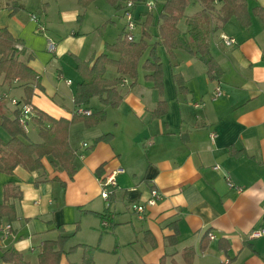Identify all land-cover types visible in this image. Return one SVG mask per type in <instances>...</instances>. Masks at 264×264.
I'll return each mask as SVG.
<instances>
[{
	"label": "crops",
	"instance_id": "1",
	"mask_svg": "<svg viewBox=\"0 0 264 264\" xmlns=\"http://www.w3.org/2000/svg\"><path fill=\"white\" fill-rule=\"evenodd\" d=\"M145 1L136 0L132 8L139 28L134 41L146 17H152L137 80L133 84L106 66L105 79H121L117 90L122 99L112 108L97 97L74 105L83 82L76 60L92 62L103 53L118 60L105 44L114 43L124 29L121 8L127 0L118 10L105 0L87 8L76 0H0V30L19 41L20 61L35 74L33 80L11 82L0 76V123L15 118L27 90L31 120L23 128L24 143L43 142L31 107L54 119L105 114L97 124L88 126L79 118L69 125L72 178L51 156L42 158V169L18 165L11 175L0 173V204L6 186L15 193L8 201L15 219L3 217L0 223V258L16 251L28 264H39L43 252L61 251L58 264H80L81 246H91L96 247L93 264H186V249L193 250L192 264H264V237H251L264 227V24L252 11L264 10V0H246L247 27L235 17L222 23L220 1L204 8L188 0L176 24L182 45L171 51L159 34L164 0L150 12ZM114 16L123 25L109 39L106 26ZM222 35L234 44L226 46ZM198 43L207 46L218 79L208 77L196 53ZM153 45L162 63V95L144 79L149 72L142 68ZM174 76L181 78L182 91ZM218 86L222 96L214 98ZM159 101L165 102V112L154 116ZM44 126L51 124L45 121ZM105 134L111 135L108 141L94 143ZM0 139H10L1 127ZM109 176L115 185L107 187L104 200L100 181ZM152 189L161 200L141 216L131 211L130 204L145 203ZM60 236L66 238L61 248L46 250L45 244ZM0 264L11 263L0 259Z\"/></svg>",
	"mask_w": 264,
	"mask_h": 264
},
{
	"label": "trees",
	"instance_id": "2",
	"mask_svg": "<svg viewBox=\"0 0 264 264\" xmlns=\"http://www.w3.org/2000/svg\"><path fill=\"white\" fill-rule=\"evenodd\" d=\"M76 1L82 8H87L95 0ZM105 1L116 10L121 8L122 0ZM128 1L132 3L133 8L136 4V0H127V2ZM198 1L204 6V8H209L215 0ZM217 1L222 3L219 10V20L222 23H226L231 17H235L242 26L247 27L249 25L250 16L246 6V0ZM187 3L188 0H164L158 14V18L162 21L159 26V34L163 40V44L167 45L169 51L176 48L178 45H182V42L180 43L176 40V38H180L176 24L183 17ZM121 9L123 14L124 6ZM252 11L260 17L264 24V10L261 8H254ZM135 22L137 25L136 19ZM151 23L152 17L147 16L145 21L142 23V33L137 41H129L126 38L123 29L114 43L105 44V49L107 51L117 53L119 55L118 60L109 59L106 53L100 54L93 59L92 62H83L78 59L76 60V70L82 76L83 82L78 85L76 89V93L73 98L74 105H86L92 97H97L100 103L104 106L115 108L120 104L122 97L118 92L117 87L121 83V79H105L104 73L106 66L111 65L115 67L118 73L130 78L134 84L138 78L139 61L148 50L146 39L149 38L148 27ZM17 43H19V41L15 40L6 29L0 30V76L3 75V82H11L16 79L20 81H27L35 78L33 71L28 68L26 64L20 61V59H18V56L23 54V50H17L15 47ZM184 47L187 49L186 46ZM155 48V45L150 48L148 58L142 64V68L149 72L144 79L151 82L153 88L158 91L159 95H162V63L155 53ZM196 53L199 54L200 60L206 65L208 77L210 79H218L220 73L216 63L209 55L207 46L204 43H198L196 45ZM174 80L178 90L182 91L184 87L181 78L174 76ZM30 91L31 90H27V96L24 102L25 105H29L27 103V99L31 93ZM165 106L164 101H159L156 110L153 111V115L161 116L165 112ZM31 110L37 113V117L34 121L39 126V134L43 142L39 144L30 142L24 143L21 140V138H25V131L23 126L20 124V111L16 113L13 120L3 118L1 120L0 127L6 131V133L10 136V139L7 142H3L0 139V173L11 175L15 167L18 165H22L28 171L39 170L43 167L41 161L42 158L45 156H51L53 160L68 173L69 177L72 178L75 173V166L73 164L75 154L67 141L69 125L77 121L79 118H83L82 120H84L85 124L88 126L97 124L98 121L104 118L105 114L103 112H99L89 116L77 115L71 120H66L63 118H51L46 114L37 111L33 107H31ZM45 121L51 124L50 128H46L44 126ZM110 137V134H105L95 139L94 143L108 141ZM52 163L56 165L55 162ZM14 194L13 189L9 185L5 187L3 203L0 204V223L3 217H7L10 222L15 219L14 207L8 202L9 198ZM65 241L66 238L60 236L56 242L46 243V250L55 245L61 248ZM81 247L84 249V254L80 264H93L91 255L96 247ZM76 248L77 247L72 249ZM60 252L61 251H47L46 256L43 252V254H41L38 258L39 264H58ZM184 256L188 258L186 260V264H192L193 250L186 249L184 251ZM0 259L5 263L28 264L23 260L22 255L16 251L3 252Z\"/></svg>",
	"mask_w": 264,
	"mask_h": 264
},
{
	"label": "built area",
	"instance_id": "3",
	"mask_svg": "<svg viewBox=\"0 0 264 264\" xmlns=\"http://www.w3.org/2000/svg\"><path fill=\"white\" fill-rule=\"evenodd\" d=\"M156 1L157 0H147L145 2V6L147 7V10L150 12L153 9H155L156 6ZM122 18L124 20V33L126 35V38L129 41H133L134 40V36H133V31L136 27V22L134 19V15L132 13V3L131 2H126L124 5V12L122 14ZM39 30H43L42 28H40ZM221 39L223 41V43L226 46H231L234 44V40L232 38H230L229 36L226 35H222ZM51 44H50V49H51ZM222 96V90L221 88L218 86L215 91H214V98H218ZM14 104H18L17 102H15L13 100ZM197 106V105H195ZM20 112H21V117H20V124L23 126L24 129H26L27 126V122L31 120V111L30 108L27 105L22 104L20 106ZM80 113L82 114H86L89 115L90 112L89 111H81ZM215 137L214 133H211V138L213 139ZM226 183L228 184L229 187H233V184L230 180V178L226 177ZM101 185H102V192H101V197L106 200L108 198V192H107V187L109 185H115V180L113 178V176H109L106 179H103L100 181ZM162 198L161 194L155 190L152 189L150 192V196L149 198L146 200L145 203H132L130 204V210L133 211L134 213H137L138 215H143L146 211L147 207L150 206H154L157 204L158 201H160ZM210 239L214 238V235L212 233L208 234ZM251 237L253 238H258V237H264V227L263 228H259L257 230H254L251 234Z\"/></svg>",
	"mask_w": 264,
	"mask_h": 264
},
{
	"label": "rangeland",
	"instance_id": "4",
	"mask_svg": "<svg viewBox=\"0 0 264 264\" xmlns=\"http://www.w3.org/2000/svg\"><path fill=\"white\" fill-rule=\"evenodd\" d=\"M144 10H145L144 12H146V9H144ZM122 25H123V22H122V20H120V18L115 17V16L112 18L110 23H108L107 26H106L107 27V31L109 30V33H108L109 36L107 35L109 37V39H112L111 37H114V38L117 37V35L119 34V32H120V30L122 28ZM135 29H136V27H135ZM135 29H134L135 34H134V31H133V34H134L133 36L136 39V37H138L139 28L136 29V30ZM17 50H19V49H17ZM19 57H20V55L18 56V59H20Z\"/></svg>",
	"mask_w": 264,
	"mask_h": 264
}]
</instances>
